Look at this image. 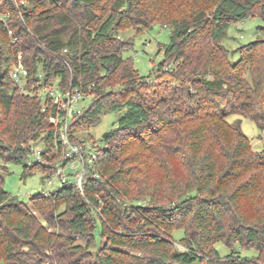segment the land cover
<instances>
[{"label":"trees","instance_id":"trees-1","mask_svg":"<svg viewBox=\"0 0 264 264\" xmlns=\"http://www.w3.org/2000/svg\"><path fill=\"white\" fill-rule=\"evenodd\" d=\"M20 1L0 0V261L264 264V146L254 151L228 120L264 127V42L222 44L232 23L264 18V0ZM154 24L170 39L154 72L165 88L147 99L140 89L151 75L123 55L131 41L121 34ZM19 60L28 73L17 82ZM55 79L93 96L71 131L119 115L83 195L67 185L23 201L3 189L6 163L22 165V179L50 172L26 161L36 145L45 161L56 157L57 107L37 96Z\"/></svg>","mask_w":264,"mask_h":264},{"label":"rangeland","instance_id":"rangeland-1","mask_svg":"<svg viewBox=\"0 0 264 264\" xmlns=\"http://www.w3.org/2000/svg\"><path fill=\"white\" fill-rule=\"evenodd\" d=\"M169 28L162 27L159 24H154L151 29L137 30L134 28L127 29L121 34V38L130 39L131 48L123 52L125 57H130L134 68L140 75H151L146 82L145 87L140 89L144 93V97L156 98L155 91L163 92L164 79L158 77L155 74L158 64L163 60V50L159 52V46L169 43L170 39ZM257 37L264 38V18L259 16H250L241 21L234 22L230 25L222 44L229 50H234L238 46L255 40ZM233 60L238 58L236 52L232 55ZM58 79L52 82L53 86H57ZM93 101V96H87L82 99L78 106L81 109L88 107ZM119 115L118 111L103 112L100 116L99 122L88 127L83 128L77 132L78 137L90 136L100 146L104 145L102 140V134L108 132L113 128V122ZM237 119L240 123L242 131L250 140L251 148L254 151H261L264 146V127L260 128L256 123L249 117L230 115L229 121ZM35 159L34 154L29 155L27 164ZM7 172L4 175L2 183L3 189L16 195L20 200L28 201L29 196L44 190H52L56 188V185H48L44 178L43 173L39 170L34 171L31 176L25 179L21 178L22 165L15 163H6ZM184 235L182 228H175L172 231V237L175 240H180ZM99 238L96 237V245H99ZM216 249L220 256H224L229 253V249L222 243L218 242L215 244ZM243 254L253 255V250H243ZM0 264H4L0 261Z\"/></svg>","mask_w":264,"mask_h":264},{"label":"built area","instance_id":"built-area-1","mask_svg":"<svg viewBox=\"0 0 264 264\" xmlns=\"http://www.w3.org/2000/svg\"><path fill=\"white\" fill-rule=\"evenodd\" d=\"M20 3L24 4V1L21 0ZM8 33L11 34L10 29ZM27 73L20 60L10 70L11 76L17 82ZM37 96L41 100L50 98L57 107L53 123L58 128V141L51 150L56 156L52 161H45L43 149L38 145L32 149L34 160L41 164H51V170L44 179L48 185H56L55 189L70 185L83 195L88 179L100 177L96 170L97 151L100 145L94 139L78 137L77 131H71V126L74 118L83 112L78 103L90 94H85L80 88L62 89L51 84L47 88L39 89ZM51 152L47 153L48 156ZM49 191L51 190H44L43 193L47 194Z\"/></svg>","mask_w":264,"mask_h":264},{"label":"water","instance_id":"water-1","mask_svg":"<svg viewBox=\"0 0 264 264\" xmlns=\"http://www.w3.org/2000/svg\"><path fill=\"white\" fill-rule=\"evenodd\" d=\"M263 42H264V38L263 39H261ZM107 135H108V132H104L103 134H102V138H106L107 137Z\"/></svg>","mask_w":264,"mask_h":264}]
</instances>
